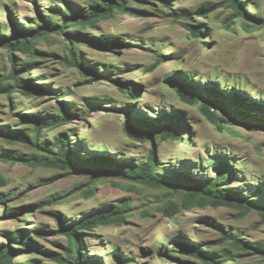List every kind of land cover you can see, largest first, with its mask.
Wrapping results in <instances>:
<instances>
[{"label":"rangeland","instance_id":"obj_1","mask_svg":"<svg viewBox=\"0 0 264 264\" xmlns=\"http://www.w3.org/2000/svg\"><path fill=\"white\" fill-rule=\"evenodd\" d=\"M233 1L247 19L237 17ZM107 2L0 0V41L16 33L47 32L29 51L0 46V82L10 90L0 92V151L39 159L57 152L56 141L64 135L70 149L84 158L103 156L139 167L154 152L159 174L179 172L198 180L216 178L224 161L234 175L225 177L223 187L264 205V128L249 131L228 125L214 108L213 124L200 111L205 99L195 106L184 104L168 83L178 74L189 76L193 84L226 94L237 91L249 102L264 105V0H134L128 6L137 15L113 11L92 25L79 23L94 8L105 9ZM65 21L68 34L109 38L116 44L109 51L83 40L71 45L69 36L45 28L61 27ZM186 26L198 28L201 35L193 36ZM71 49L81 52L85 68L103 76L70 66ZM12 61L19 77L42 89V96L11 89ZM62 108L71 121L45 127L38 138L40 149L8 142L6 135L15 134L35 140L26 118L54 120ZM127 111L151 121L178 114L188 128L179 140L156 135L134 140L125 132ZM183 200L173 190L115 178L91 182L84 175L0 161V246L15 250L12 264H74L68 239L59 232L125 202L131 209L123 225L81 234L92 262L202 264L179 254L177 244L186 243L211 254H229L227 264H264V258L253 253L255 247L264 249V221L256 211L213 206L186 210ZM171 204L178 207L173 217L167 214ZM19 232L32 240L27 247L18 245ZM228 233L252 248L235 249L225 241Z\"/></svg>","mask_w":264,"mask_h":264},{"label":"trees","instance_id":"obj_2","mask_svg":"<svg viewBox=\"0 0 264 264\" xmlns=\"http://www.w3.org/2000/svg\"><path fill=\"white\" fill-rule=\"evenodd\" d=\"M134 0H108L105 4V9L102 7L94 8L88 17H83L81 24H93L101 17H108L113 11L126 12L132 15H137V12L132 10L128 3ZM236 9L237 17L247 19L246 13L239 6V3L233 1L232 4ZM71 12V10H70ZM75 16L68 18L73 19ZM66 20V21H67ZM64 22L63 26L55 25L53 27L45 26L46 30H52L55 33L65 34L71 38L70 44L87 41L95 45L103 51H109L116 44L109 38H101L99 40L88 39L86 36L79 33H67L68 25ZM186 29L193 36H200L201 32L196 27L186 26ZM47 34L45 31H35L24 35L16 33L12 39L0 41V46L12 52L29 51L33 42L38 40L41 35ZM23 36V38H21ZM71 57L68 60L70 66L78 68L85 72L86 75L94 74L96 77L103 76L95 70L85 68L82 54L78 50L70 51ZM13 73L11 79L14 81V86L26 89L31 94L43 95L44 91L39 87L34 86L29 81H25L19 77L15 67L16 64L12 61ZM26 71H30V66H24ZM191 77V76H190ZM22 83V84H21ZM170 87L176 92L179 100L191 106L198 105L202 99L205 103L200 105L201 113L211 122L215 123L216 114L212 109H217L225 118L228 125H236L249 131H260L264 128V105L249 102L247 97L241 95L237 91H230L226 94L213 86H201L193 84L189 76L185 77L180 74L169 79ZM1 93L9 94L10 90L0 82ZM259 114L260 118L257 117ZM125 132L127 137L144 141L152 139L153 135L160 136L162 139L179 140L180 134L188 127L182 116L178 114H162L157 121L141 120L132 117L130 111L126 112ZM71 115L62 108L59 115L54 120H45L42 117H27L28 124L33 126L37 135L36 139L31 141L23 134L6 135L9 143H23L30 145L35 149H40L38 138L41 132L48 125L60 127L68 124L71 121ZM1 135H3L0 132ZM56 144L58 145L57 152H47L46 155L39 159H24L17 157L11 152L0 151V161L5 163L23 164L32 168L53 169L64 172L67 176L84 175L90 178L91 182H97L103 179L115 178L121 181H129L135 184H141L158 189L173 190L176 193L183 195L184 200L182 207L190 210L193 207H228L239 209L244 213L256 211L264 221V205L256 202H251L243 197V194L231 189L223 187L225 177H233V168L230 164L220 161L218 166V175L210 180H198L190 177L187 174L175 172L170 175H162L158 173V162L154 152H151L147 160L142 166H135L131 163H122L114 159L103 156H93L89 158L82 157L79 153L70 149V139L61 135ZM93 194V191L90 192ZM88 197V196H86ZM128 203L121 202L114 208L100 210L94 214L80 220L70 227L62 229L59 234L67 237L69 247L68 252L73 257L74 264H98L92 262L87 256V251L84 247L82 233L92 231L96 228L106 225L121 226L127 219V213L130 211ZM178 210L177 204H171L167 212L169 217ZM20 238V246H26L32 240L24 233L15 234ZM225 241H231L235 249L249 251V244L242 241L239 235L228 233L225 235ZM24 241V242H23ZM179 254L199 260L202 264H227L230 260V255L223 253L221 255L211 254L202 248L186 243H178ZM253 253L264 258V249L260 246L253 248ZM15 250L12 246H0V264H12ZM184 264H194L186 262Z\"/></svg>","mask_w":264,"mask_h":264}]
</instances>
